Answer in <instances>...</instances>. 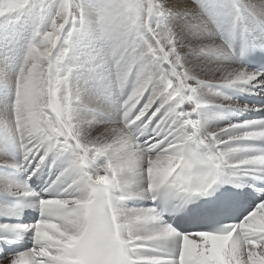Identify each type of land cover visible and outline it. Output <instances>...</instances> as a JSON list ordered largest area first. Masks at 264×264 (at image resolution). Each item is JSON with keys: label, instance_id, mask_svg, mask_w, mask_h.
Masks as SVG:
<instances>
[{"label": "clouds", "instance_id": "1", "mask_svg": "<svg viewBox=\"0 0 264 264\" xmlns=\"http://www.w3.org/2000/svg\"><path fill=\"white\" fill-rule=\"evenodd\" d=\"M167 2L0 0V33L23 30L16 71L0 67L18 101L0 113V134L11 131L17 152L35 161L23 203L39 213L34 231L0 230V243L31 233L24 252L47 264H132V242L168 226L163 215L177 204L241 187L247 154L230 143L237 134L201 117L205 105L224 103L217 84L243 92L254 71H197L165 22ZM212 3L226 39L190 47L197 56L230 58L237 35L264 30V0ZM45 168L37 191L28 181ZM136 200L152 201V211ZM17 254L7 264H21Z\"/></svg>", "mask_w": 264, "mask_h": 264}, {"label": "snow or ice", "instance_id": "2", "mask_svg": "<svg viewBox=\"0 0 264 264\" xmlns=\"http://www.w3.org/2000/svg\"><path fill=\"white\" fill-rule=\"evenodd\" d=\"M244 83L247 84L244 91L264 89V79H260V74L257 72H250ZM216 87L223 89L230 88V85L217 84ZM0 93L12 95L13 100L10 104L0 100V105H3L0 107V113L11 114L18 104L14 86L5 80L0 83ZM223 99V104H209L205 105V108L207 110L215 107L244 111L252 107V110H261L254 106L235 103L228 96H224ZM229 124L232 131L237 134L230 143L247 154L246 162L237 165L243 172L242 177L264 181V163L261 162L264 161V118ZM0 142H2L0 146L17 151V140L11 131L6 130L0 134ZM21 156V161L5 162V166L21 171L27 168L25 180H28L35 161H32L30 155L27 159ZM24 181L15 182L11 179L0 178V193L17 198L15 203L0 202V218L19 219L23 209L28 207L23 203L24 188L27 186ZM258 205L264 207V201L258 203L241 222L219 229L208 228L181 233L168 225L160 229L151 239L135 240L132 244L136 255L132 257V264H264V215L257 214ZM144 210L152 211L151 208ZM35 225L36 222L31 225L3 222L0 223V230L26 231L32 229L34 231ZM17 255L21 264H47V258L41 256L39 252H34L32 256H29L27 252H20ZM0 264H7V258L0 259Z\"/></svg>", "mask_w": 264, "mask_h": 264}, {"label": "bare ground", "instance_id": "3", "mask_svg": "<svg viewBox=\"0 0 264 264\" xmlns=\"http://www.w3.org/2000/svg\"><path fill=\"white\" fill-rule=\"evenodd\" d=\"M195 24H196V22H195ZM256 29L257 30L254 31L255 32V35H254L255 36L254 37L255 42L247 43V42L241 41L239 43V45L237 46V48H238V51H237L238 52V54H237L238 64H240L239 63L240 62L239 56H240L241 46L243 44H245L246 46H249L250 49L258 48L257 43H260L261 39L264 38V33L261 32L260 28L256 27ZM209 33H211V32H209ZM202 34H203V35H201L202 37L200 36L195 41L190 40L192 42L187 43L185 45V48L182 49L183 51H185L187 53V56H186L187 61L197 71H199L202 68H209V67L216 66L218 64L228 65L227 62L224 60V58L223 59L213 58V57H208V56H204V55L197 56L194 52L189 50L190 47H195L197 44H200V43L214 42V41H212L213 36H211V35L208 36V35H206L207 33L206 34L202 33ZM250 34H251V32H250ZM260 50L264 51V48H261ZM0 66L3 67L1 60H0ZM5 66L6 67H3V68L7 69V66L13 67V64L11 62V64L5 65ZM14 67H15V65H14ZM16 67H18V65ZM248 69L251 70L250 68H248ZM251 71H253V70H251ZM259 74H260V79H264V75L261 73H259ZM221 93L225 96L231 97L232 101L235 103H238L240 105L254 106L255 108H258L261 110L255 111V110H252V107H250L248 110H244V111L228 110V109H224V108L213 107L211 109L206 110L202 114L201 120H203L204 115L206 113L211 115V118L214 121L215 126L216 125L217 126H224V125H227L229 123H242L245 121H252V120L264 118V89H255L253 91L241 92V91H237L235 89L223 88V89H221ZM12 98L13 97L10 93H8V94H4V93L1 94L0 93V100L4 101L5 103L10 104L12 102ZM261 98H263V102L261 104H258L255 100L261 99ZM252 100H254L255 102L251 104ZM0 107H3V105H0ZM252 113L256 114L255 119H251V118L247 119V118H249V116ZM0 149H1V147H0ZM17 153H19V152L15 151V156H18V157L20 156V159L12 160V159H9L7 156L3 157L4 154L0 150V178L11 179L15 182H22L26 179L27 172L14 169L12 167L5 166V162L10 163V162L21 161L22 156H21V154L18 155ZM11 171H16L17 175H13L12 173H10ZM48 178H49V171L47 168H45L42 173H38L36 176H33L32 179L28 181V183L33 189L39 191V189L41 187H43V185L48 180ZM238 179L242 184L241 187H235L232 183H228V184L230 186H232L234 189L240 191L246 197L244 199V201H242V204L243 203L245 204V211L243 209H240L239 215H238V221L241 222L243 220V218L250 211H252L258 203H260L261 201H264V181L254 180V179L247 178V177H240ZM258 185L262 188V192L259 195L256 192L251 191L252 187H255ZM248 193H253V195L255 196V200H253V198H251V197H248ZM0 194H3V193H0ZM8 196H10V195H8ZM130 204H131V206L147 208V207H150V200H136V201L130 202ZM248 210H250V211H248ZM36 221H37L36 211L33 210L32 208H27V207L23 209V213L19 217V219L6 220L4 218H0V223L8 222V223L31 225V224H34ZM163 222L170 225L169 222H167L165 219H163ZM176 224H177V227L176 228L172 227V228H174L178 232L183 233L182 232L183 226L179 222H176ZM185 228L187 230V227H185ZM30 235H31V233H29L28 235H26L22 239V245L25 248L21 251H18V252L12 250L14 243H0V256H3L2 259L8 258L10 256L17 254V253L24 252V251L30 249L32 247V245L30 243V238H29Z\"/></svg>", "mask_w": 264, "mask_h": 264}, {"label": "rangeland", "instance_id": "4", "mask_svg": "<svg viewBox=\"0 0 264 264\" xmlns=\"http://www.w3.org/2000/svg\"><path fill=\"white\" fill-rule=\"evenodd\" d=\"M167 7L171 9L173 15L166 19V23L171 27L173 33L177 37L178 41L184 46L190 40L195 41L198 39L202 33L206 35L213 36L212 41L219 42L223 39H226V34L223 28L220 26L218 20L216 19V13L218 9L213 5L212 0H168ZM196 22V24H195ZM194 23V24H193ZM202 29V30H201ZM255 30L249 31L243 37L237 35L233 40L234 52L230 58H224L228 65L238 64L237 54L239 43L255 42L254 35ZM261 30V29H260ZM211 32V33H209ZM251 32V34H250ZM264 33V30H261ZM202 37V36H201ZM22 44H23V30H19L17 33L5 36L0 33V60L5 65L13 64L12 66H7V71L14 73L19 65L21 56H22ZM258 48H264V38L261 39L260 43H257ZM7 58V59H6ZM223 59V58H220ZM15 65V67H14ZM1 67V66H0ZM3 94V93H1ZM13 100V98H12ZM258 104L263 102V98L255 100ZM251 101V104L255 102ZM256 114L252 113L247 119H255ZM207 126H215L214 121L211 118V115L206 113L202 120ZM202 122V123H203ZM203 123V124H204ZM217 126V125H216ZM2 145V142H0ZM1 147V152L4 154L3 157H8L12 160L20 159V156H15V150ZM18 155L20 153H17ZM13 175H17V172H12ZM254 188H258L262 192V188L258 185L251 188V191L254 192ZM261 192L259 194H261ZM258 194V195H259ZM250 211V210H248ZM239 223V222H238ZM3 256H0L2 259Z\"/></svg>", "mask_w": 264, "mask_h": 264}]
</instances>
